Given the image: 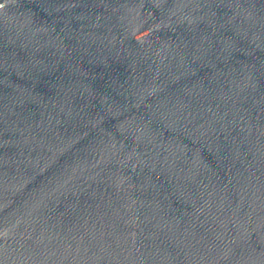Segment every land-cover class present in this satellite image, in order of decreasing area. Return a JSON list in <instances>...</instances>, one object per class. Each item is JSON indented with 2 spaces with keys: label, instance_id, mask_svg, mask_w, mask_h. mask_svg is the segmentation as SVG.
Segmentation results:
<instances>
[{
  "label": "water",
  "instance_id": "water-1",
  "mask_svg": "<svg viewBox=\"0 0 264 264\" xmlns=\"http://www.w3.org/2000/svg\"><path fill=\"white\" fill-rule=\"evenodd\" d=\"M0 264H264V0H0Z\"/></svg>",
  "mask_w": 264,
  "mask_h": 264
}]
</instances>
